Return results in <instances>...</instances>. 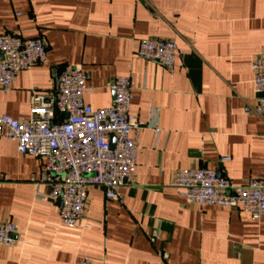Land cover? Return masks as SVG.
<instances>
[{
  "label": "crops",
  "instance_id": "obj_1",
  "mask_svg": "<svg viewBox=\"0 0 264 264\" xmlns=\"http://www.w3.org/2000/svg\"><path fill=\"white\" fill-rule=\"evenodd\" d=\"M1 34L41 38L48 63L0 89V113L30 119L32 91L51 94L65 68L82 65L86 105H112L107 83L129 77L131 114L147 126L135 133L134 182L118 201L90 188L78 228L44 199L48 186L37 179L46 160L0 138V221L18 227L16 243L0 246V264H264V215L201 210L172 186L181 169L209 168L236 186L264 180V121L251 113L264 0H0ZM151 38L177 44L173 72L137 56Z\"/></svg>",
  "mask_w": 264,
  "mask_h": 264
},
{
  "label": "built area",
  "instance_id": "obj_2",
  "mask_svg": "<svg viewBox=\"0 0 264 264\" xmlns=\"http://www.w3.org/2000/svg\"><path fill=\"white\" fill-rule=\"evenodd\" d=\"M180 50L175 42L151 38L140 42L137 56L175 70ZM48 63L41 38L24 39L0 35V89L10 91L17 75ZM257 95L251 113L264 121V53L251 65ZM89 75L82 65L65 68L56 89L48 95L32 91L31 118L17 120L0 113V138L17 145L22 155L46 160L37 183L46 184L44 199L60 207V219L68 228H78L87 213L90 188L102 189L107 200L118 201L119 189L134 182L138 145L135 133L145 126L131 114L136 86L129 77H115L106 87L115 95L112 105L94 110L84 102ZM115 141V143H114ZM114 143V144H113ZM228 159H222L227 161ZM173 188L188 205L241 209L252 220L264 215V180L251 179L234 185L209 168L184 169L175 173ZM158 231L150 235L151 243ZM18 227L0 221V246L14 245ZM168 258L166 253L162 254ZM76 264H94L81 259Z\"/></svg>",
  "mask_w": 264,
  "mask_h": 264
},
{
  "label": "water",
  "instance_id": "obj_3",
  "mask_svg": "<svg viewBox=\"0 0 264 264\" xmlns=\"http://www.w3.org/2000/svg\"><path fill=\"white\" fill-rule=\"evenodd\" d=\"M114 143H115V141H114ZM114 143H113V144H114Z\"/></svg>",
  "mask_w": 264,
  "mask_h": 264
}]
</instances>
